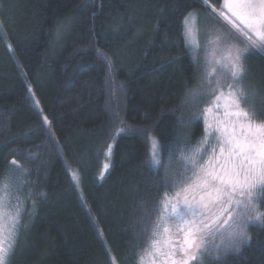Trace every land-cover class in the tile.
I'll list each match as a JSON object with an SVG mask.
<instances>
[{"label":"trees","instance_id":"16d2710c","mask_svg":"<svg viewBox=\"0 0 264 264\" xmlns=\"http://www.w3.org/2000/svg\"><path fill=\"white\" fill-rule=\"evenodd\" d=\"M222 5L0 0V183L23 203L8 264H161L152 240L179 251L174 216L155 228L161 198L178 190L183 156L199 147L206 160L215 130L235 119L222 100L205 106L209 73L183 20L196 11L223 24ZM248 45L240 103L264 122V48ZM252 216L246 239L228 248L223 229L204 231V264H264V217Z\"/></svg>","mask_w":264,"mask_h":264},{"label":"snow or ice","instance_id":"6c2138e0","mask_svg":"<svg viewBox=\"0 0 264 264\" xmlns=\"http://www.w3.org/2000/svg\"><path fill=\"white\" fill-rule=\"evenodd\" d=\"M207 5V0H202ZM224 11L218 13L230 25V31L223 37L219 34L209 40L207 34L203 43L211 46L213 59L208 64L219 63L214 56L217 51L222 53L234 80L242 79L244 66L242 55L247 49L238 47L220 48L231 40L246 41L253 47L264 48V0H224ZM215 11V10H214ZM200 12H189L183 20V36L186 45L196 43L194 30ZM199 48L200 44L196 43ZM226 53V54H224ZM102 57H104L101 53ZM208 85L211 81L207 82ZM219 86V85H218ZM230 88L235 85H230ZM216 89H213L214 95ZM223 96H217L219 100ZM241 91H230L228 94V115L234 117L224 127L217 128L214 137L215 146L211 154L204 159L205 153L201 148L191 149L190 155H184L185 167L182 173L173 180L171 187H178L174 196L165 192L161 198V216L155 225L159 230L169 217L174 216L178 224H184V244L179 249L171 247L169 251L158 248L159 240H152L150 246L157 255L163 257L161 264H191L196 259L190 255L193 248L200 251L198 237L207 230L223 229L226 233L225 248L236 245L246 239L244 231L255 213L256 221L264 217L257 211L254 201L256 193H264V122H256L250 113L241 107ZM119 118L118 110L113 114ZM123 132L124 130H119ZM206 129L202 144L209 143ZM216 147H219L217 153ZM203 160V163H201ZM13 164L16 162L13 161ZM8 184L0 183V264H8V257L13 253L18 240L20 210L9 211L6 196ZM215 211H212V210ZM219 213V216L216 213ZM207 215L206 220L199 217ZM231 229V231H229ZM167 233L168 228L164 227ZM157 235V231L153 232ZM142 259V258H141ZM155 264V261L153 262Z\"/></svg>","mask_w":264,"mask_h":264},{"label":"rangeland","instance_id":"374dc122","mask_svg":"<svg viewBox=\"0 0 264 264\" xmlns=\"http://www.w3.org/2000/svg\"><path fill=\"white\" fill-rule=\"evenodd\" d=\"M223 4H224V0H223ZM219 10H220V12L224 11L225 15H227L226 9L223 8V5L219 8ZM191 12H196V11H191ZM222 19L224 20L225 23L218 24L216 19H212L211 22H208L207 19L200 20V18H198L197 23H196V28L198 29V31L194 30V37L193 38H194V41L196 43L200 44V47L197 48L196 43H193L190 45L192 46V52H194L193 56H197L195 58L198 59L200 67L203 68L202 72L204 73V76H206L205 68L207 67V75L209 73V76H208V78L206 76V79L208 80L210 77V81H211V87L210 88L214 89L213 87L216 84L223 86L222 88L220 86H218V88H215L216 89L215 94L209 96L208 101H207L208 104L205 106L209 107L210 103H214L216 101L222 100L221 104L224 103L226 105L223 107H220V108L228 109L227 105H228L229 101H228L227 97H228L229 92L230 91H241V92H243V90L247 84L243 81V79L234 80L232 78V76L229 72L228 66L225 64V61L223 59H221L222 53L220 51H217L215 53V56H214L215 60L219 61V63H213V64L207 63L208 60L213 59V50H212L211 46H206L203 43L204 36H205V34H207L208 39L212 40V39H215L217 34L221 35L222 37L224 35H226L230 31V25L228 24V22L223 17H222ZM225 47H238L240 49H247L248 51L250 50L248 43L246 41H242V40H231L227 44L222 43L220 45L221 49H223ZM198 49H200L199 53L197 52ZM224 54H226V53H224ZM230 85H235V87L230 88L229 87ZM221 93H223V96H221V98L219 100H217L216 97L220 96ZM226 114L228 115V111H226ZM104 170H105V168L103 170H101V172H103ZM6 201L8 203L9 211L15 213L17 208H19L20 217H21V209L23 206V203L21 202V198L16 196L10 189H8V195L6 196ZM185 227L186 226L182 223L178 224L180 235L182 236L183 240H184V229H185ZM20 228H21V221L19 224V229ZM202 240L203 239L201 238V235H200L198 237V243H199L200 249H201L200 251H197V249H195V248H193L191 250L190 255H194L196 257V259L193 260L191 262V264H204V260H203V257L201 255L203 248H204V244H203ZM145 262L147 263L148 260L145 259ZM153 262H154L153 259H151L149 264H153ZM155 264H157V263L155 262Z\"/></svg>","mask_w":264,"mask_h":264}]
</instances>
